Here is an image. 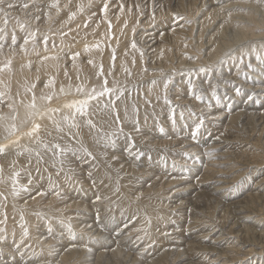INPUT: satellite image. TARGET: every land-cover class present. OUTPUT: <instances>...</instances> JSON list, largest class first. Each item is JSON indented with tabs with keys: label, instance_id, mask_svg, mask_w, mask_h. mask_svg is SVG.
<instances>
[{
	"label": "bare ground",
	"instance_id": "obj_1",
	"mask_svg": "<svg viewBox=\"0 0 264 264\" xmlns=\"http://www.w3.org/2000/svg\"><path fill=\"white\" fill-rule=\"evenodd\" d=\"M6 1L11 2L10 0ZM30 1L31 0L28 2ZM69 1H71V4L69 5L70 7L73 3L72 9L69 10L68 13L65 12V14L59 18V20H65L64 26L60 30H57L58 32L51 30L49 32L40 33L42 34L43 39L49 37L52 41L55 37L66 36L65 38H70L72 50L67 56L58 52L52 44L53 49L42 54L44 57L34 61L35 68H32L31 60L29 58H22L19 63H17L18 61H15V63L7 65V61H9L13 53L19 50V47H16L13 44L10 46L3 45V47L0 48V93H3V95L0 96V144L9 145L8 153L2 155L4 160L0 162V204L3 206L4 211L10 212L13 210L19 203L18 196L21 194L24 195L27 192L30 196L31 193L35 192L34 189L41 184L40 191L36 192L41 199H39V196L25 199L23 200L24 204L17 205L14 210L15 212L12 213L14 216H19L20 220L18 224L26 225L24 228H19V230L22 231L20 234L23 237L25 235L28 236L27 233L30 231L31 238L35 239L36 237L40 239L41 234L38 236L36 235V230L29 229L30 227L32 228L33 222L36 221V216L39 211L43 213V215L49 216V218H58L59 220L61 219V221L63 219L67 220L72 216V227H75L81 232L82 240H88L87 237H89L90 240H92V242L89 240L92 245L100 246L97 261L92 264H99V260L103 257L105 259L112 258L117 260V262L120 261L121 264H153L154 259L152 258L155 255L161 257L160 261L156 264H165V260L168 258V256H166L168 251L169 253L172 252L171 254L173 256V260L170 264H177V261H180L179 264H184L182 263L184 260L188 261L185 264H194L192 257L195 256L196 253H199V255L196 256L197 264H231L234 262H245L247 261L246 257L248 255L253 256L254 253L261 254L264 252V241H247L252 245V248H249L250 245H248L249 249L247 248L246 251H244L246 254H243V256H238L235 252V249H237L235 248L236 246L229 243L230 238L232 240L233 238H236V235H233L236 231L233 230L234 224L237 225V232L241 231L243 226L244 229H247L248 231V224L246 223L248 221L247 219L251 217L253 211H251L246 205H243L241 200L233 202V200L242 193H238L237 188L234 189L235 187L233 183L235 182L236 177H229V173H226L227 171L225 168H234L237 166V163L233 164L232 167H224L226 163L231 161V158L220 152L223 147L229 145L233 140L227 137L224 138L221 131L217 130L219 125L215 124V128H213L216 130L215 134H213V136L209 135L208 138H212L206 143H203V140L199 141V138L196 135L187 138L186 140H182L179 135H184L185 131H181L182 129L177 128V126L171 125L172 127H166L169 123L164 125L166 129L163 132L161 130L158 131V128L154 127L151 123L156 114V108L151 105L153 103L150 104L148 100H143L144 95L133 98L134 91L131 90L134 88L125 92L117 101H115L114 105H110L107 108L104 107L109 100V97L107 96L101 98L99 104H97L96 101H92L87 110L86 116H81L75 112L74 108H68L65 106L72 104L74 101L84 99V93L90 91L92 88L99 90L105 79L108 81V87L115 88L116 86H123L125 89L132 85L131 81L137 80L141 77L150 76L152 74L160 76L163 72L171 68L175 71L180 68V66L189 68L196 66L200 62H214L224 54L228 45L231 44L223 37L222 30L224 27L233 26L236 33H238L242 39L249 37L258 39L259 37H264V33H257L253 27L261 28V26H264V21L256 22L252 15L247 16L245 14V17L251 21H237L236 17H242L241 11H237L236 15L232 14L235 12L232 11L231 18H229V11H222L219 9L228 7L229 2L218 6L216 3L218 0H189L188 4L183 0H176L175 7L169 8L170 10L167 11L160 9L155 12L151 7L150 13L146 15L148 21L146 23H143L138 20V18H134L130 15V13L124 9L122 0H116L117 3H120L119 10L109 13V7L115 3L108 4V0H106L103 3L100 12L96 14L93 13V15H89V12H92V10H89L88 7L95 4L94 0ZM113 1L115 2V0ZM55 2L56 0H44L42 1V4L44 5L41 7L36 5L31 9L32 6L29 7L27 5V7H24L23 9H28L30 13H33V11L36 10H41L38 18L42 19L40 25L44 29L50 26L53 20L54 14L51 13L53 6L51 5ZM214 4L217 6H213ZM81 5H83V11L80 10ZM105 5H107V12L104 11ZM204 6L208 7L209 10L206 14V18L212 15L213 22L216 21V19H220L217 23L222 21V24L215 30V33L218 34L219 37L215 40L213 35L209 38V45H206L212 46L210 52L207 53V60H202L201 56L202 51H200V48L204 45V42L201 39V31L197 32V34L194 32L195 28L197 29L198 26L200 30L202 29L205 24L203 22L205 18L194 19L191 22L188 20L194 17L197 13L199 14ZM73 12L75 15L80 14L81 17H91V20H89L90 22L93 21L94 24L92 25L98 28L97 31L95 28L91 31L87 30L89 32L88 38L79 39L77 36L74 37L76 33L77 35L80 34L79 31H76L77 24L69 25L67 23H76L73 20L74 16L71 15ZM170 14H173L174 16L167 22L166 18L170 16ZM31 16H29L28 22L32 21ZM157 18H163V20L160 24L153 26L152 24L156 22ZM245 23L248 24L246 25ZM141 25L145 28L140 34H138V36H136V40L134 41L132 37H135V32ZM57 26L58 25H56V27ZM113 34H115L114 39H112ZM194 36L198 39V42L196 41L197 43L192 41ZM133 42H135V48L132 47ZM27 44L23 42L24 49ZM97 44L100 45L99 48L94 47ZM236 44L239 43L237 42ZM232 45L233 44H231V46ZM24 49L21 51H24ZM113 50H115L114 66L112 59ZM74 53H79V56L75 59H73ZM193 53H196L197 56L190 61L189 57ZM101 65L103 66L102 75L100 72ZM199 67L201 66H198V68ZM147 68L157 70L152 73L150 72L151 70L148 72L144 70ZM125 69L128 71H125ZM40 77L42 80L38 83L37 80L40 79ZM49 80H53L54 83L46 87L45 85L48 84ZM185 80H188V78ZM166 82L167 80H165V83ZM170 82L171 80H168V83ZM182 84H178L179 90ZM80 87H82L84 91H77V88ZM251 87L252 93L250 95L255 96L254 99L256 101L259 100V98H264V94H262L264 91V84L260 83L259 85L250 86L249 88ZM232 94L234 95V93ZM48 96H51L50 100L47 99ZM247 96L249 97V94H247ZM143 101L146 105H142ZM131 103H136L138 106V108L134 110L135 113H132ZM160 103L163 105L162 102ZM249 103L250 100L247 104ZM207 105L211 107V104L207 103ZM249 106L250 105H248V107ZM252 106H255V102ZM219 108L220 107L217 105L213 109ZM251 108L252 107H250V109ZM224 109H227V107ZM235 109L240 110L235 114H232L229 109L216 110L213 115L211 112L204 115L203 113L200 114H202L203 117L206 115V117L208 116L209 118L210 116L217 118L224 116L223 118L225 119V117L229 116V122L226 124L227 126L224 130L228 134V137H231L230 135H233L237 131V124L234 122L242 116H244V120L247 118V122L250 121V119L257 118V121L259 119V121L262 122L261 129L264 128V112L262 115H258L259 117H254L255 112L242 111V109L240 107L237 108V106H235ZM243 112H247V114L244 115L242 114ZM116 113H119V116L124 118V120H137L138 117H141L143 119L142 126L149 127V130H141L137 128L141 127V125H137V127L134 125V128H130L132 131H127L130 135L123 133L119 130L117 125L118 120L116 118ZM88 120H91L95 127L90 126L87 123ZM209 120L213 121L212 119ZM73 123L77 126L72 127ZM163 123L166 122L164 121ZM35 124H40L41 127L38 132L33 133L32 128ZM159 125H162V123ZM13 126L15 130L9 134V129ZM164 126H162V128ZM229 129H231L233 133L228 132ZM113 133H115L114 136ZM132 133L134 136L131 135ZM186 136L187 135H185V137ZM109 138L114 140L115 143H110ZM260 139L257 138L256 141L259 142ZM127 140L135 143V146ZM12 141L18 142L11 143ZM125 141L130 147L125 144ZM263 142L264 141H262V143ZM254 143L255 142H252V145H254ZM56 144H59L61 148L66 150L61 153L60 149L53 147ZM45 145H47V147H45ZM261 145L264 147V143ZM85 149L87 152L84 151ZM176 151H180V153L185 156H190L189 158L192 159L195 156L206 159L203 174L195 179L194 182L195 184H207L213 182V184L208 185V188L213 192V195H216L215 198H219L222 204L230 201L226 204V208L228 209V212H231V216L229 217V219H232L230 222L231 226L229 225V222L227 224L226 221L225 227L220 226L217 223H212V225L210 224L211 227L205 228L206 223H210L212 220H209L210 222H208L204 217H190L191 213L194 211L196 214L201 213V211L193 210L194 208L191 207H189L185 213L181 211L179 213L175 212L176 214H174L173 211L176 208L175 203H177V201L171 199L174 205L169 206V209L171 207L173 208H171L169 212L173 213L171 214V217L174 223L176 221L177 225L175 224L172 228L163 231L168 233V236L159 239L156 236L151 235L153 232L158 231L156 227L143 226L145 229H138L142 226H138V224L132 225L126 220L125 224L120 223L121 226L118 228L116 227L113 231L108 229L107 234H109L110 237V240L108 241L109 238L102 236L99 228H96L99 225L98 218H103L105 216L95 213L94 209L91 207H95L96 203L103 197V194L109 202L116 199L118 195L117 191L122 185V182L125 181L127 184L129 183L126 179L121 180L123 178V172L126 175L133 174L131 164H134L133 159L134 161L139 162V158L137 157L139 156V153H143V157L140 158L138 164L141 167H137L136 171L139 172L140 170L145 172V174L153 172L156 175V179L159 181V186L176 180L188 181V178H186V175L184 174V170L194 173L191 169L184 167H181L178 170L170 169L174 170V172L180 171V173H175V175H180L176 178L170 177V175L167 174L168 171L164 164L169 165V163H172L170 155ZM88 152L91 153V156L87 155ZM210 153L211 155H209ZM174 156L175 158L177 157L176 155H173V157ZM7 157H10L11 160ZM177 158H179L177 160L179 164L178 166H182V164H180L182 159L180 157ZM192 159L191 161L185 162L191 164L194 162ZM242 164H244L247 169L249 168L247 163ZM13 167L15 168L16 173L12 172ZM93 168L95 169L93 170ZM191 168L195 169L197 167L193 165ZM115 174L122 175L121 179L117 178L120 182L112 179L111 176H114ZM36 177L38 178L37 182L33 180ZM74 177L82 179L83 181L86 180L87 182L85 185L88 187H81L82 190H84L81 191V195L66 190L67 188L64 183L67 180L70 184ZM101 177L107 184L103 194L98 181ZM60 180H64V182L61 183ZM255 183L257 186H260V188L259 190H256L255 187L256 192L253 191L254 193L252 196L261 193L264 188V178H260ZM195 184H193V186H195ZM256 185L254 184V186ZM72 189H74L73 186ZM16 192L19 194H14ZM260 195L264 197V192ZM98 197L99 199H97ZM58 198H65L67 201L60 203L57 201ZM86 199H89L88 201L91 202V205L89 204L88 206H91L90 208L85 205L88 204ZM30 204H37V206L29 207L28 205ZM79 206L83 207L81 208ZM235 206L237 208H235ZM79 209L83 212L82 214L81 212H75ZM70 210L75 211L68 212ZM185 214H188V216H184ZM73 215H75V217ZM4 219L7 220V217L3 218V223L0 225V237L2 238H4L3 236L6 232H15L12 228H6L3 230ZM214 222L216 221L214 220ZM58 224L60 225V223ZM71 231L74 233L73 230ZM103 231L105 232V230ZM194 232L196 233L195 235ZM262 235L263 234H261L259 238L263 239L264 236ZM192 237H195L197 240H193ZM234 241L241 242L238 238ZM245 242L246 240H244L243 243ZM42 243L45 248H42L44 252L41 254L42 258L40 261L37 260L39 261L38 264H56V262L50 263V260H52L51 258L55 257L54 249L50 248V245L46 243L45 240H43ZM62 243L64 242L62 241ZM217 243L226 245L220 248V246L216 245ZM56 245L58 246V244ZM0 246H3L0 247L1 250L2 248H6L4 245ZM86 246L88 245H85L84 243L83 248L86 249ZM78 247L79 246H74L73 244L69 245V248L66 249L65 252L62 251L63 253L60 256L59 254L57 255V257H60L59 260H61V262H58L57 264H72V258L77 256L79 252L80 255H82V251L84 250L81 249V247ZM7 249L9 250L8 247ZM12 257L17 258L18 256L13 253H11L9 257L6 255L0 260V264H13L15 260L12 259L13 261H11ZM255 258H257V256H255ZM85 261L86 260H84V262ZM90 261L91 258L88 259L87 264H91ZM252 261H250V263L248 261L245 264H252Z\"/></svg>",
	"mask_w": 264,
	"mask_h": 264
},
{
	"label": "rangeland",
	"instance_id": "obj_2",
	"mask_svg": "<svg viewBox=\"0 0 264 264\" xmlns=\"http://www.w3.org/2000/svg\"><path fill=\"white\" fill-rule=\"evenodd\" d=\"M10 1L11 2L3 0V4L2 5L0 4V7L3 8V11H0V29H3V31H0V44L4 46L13 45L12 38L13 36H15L16 43L14 45L16 47H19V50L12 54L9 61H7V65L11 63H15V61H18L17 63H19L20 59L22 58H29L31 60V67L35 68L34 61L44 57L42 54L53 49L52 44L58 52H61L62 55L67 56V54L72 50V43H71L70 38H65L66 36L55 37V39L52 41L49 37L43 39L42 34L40 33L49 32L51 30L58 32L57 30H60L64 26L65 20L63 19L59 20V18L63 16L65 12L68 13V11L72 9L73 3L71 7L69 6L71 4V1L56 0L55 3H52L51 6H53V9L51 10V13L54 14V16L52 15L53 20L50 26L44 29L40 25V22L42 21V19L38 18V15L40 14L41 10L40 11L36 10V11H33V13H30L28 9H23L25 7L24 5H28L29 7L32 6L31 9H33L36 5L41 7L44 5L42 4V1L44 0H31L30 2H28L29 0H10ZM105 1L106 0H97V3H96V0H94L95 4L88 7L89 10H92V12H89V15H93V13L95 14L99 13ZM183 1L186 4H188L189 0H183ZM122 2L124 5L123 6L124 9H126V11L129 12L130 15H132L134 18H138V20H140L143 23L148 22L146 15L150 13L151 7L156 12V11H159L160 9H164L166 11L170 10L169 8H173L176 5V0H122ZM130 2H131V5H130ZM227 2H229L228 7H223L219 9L222 11L224 10H227L230 12L235 11L234 13H232L234 15L237 14L236 13L237 11H241L242 17L241 18L236 17L237 21L243 20L244 22L245 20H248L245 17V15L247 16L252 15V17L254 18V21L256 22L264 21V0H218L216 3L219 6L222 4H226ZM111 3H115V4L109 7V13L119 10L120 3H117L116 0L115 2L113 0H108V4H111ZM8 5H12V7H8ZM215 5L216 4H214L213 6ZM208 12H209L208 7L204 6L200 10L199 14L197 13L194 17L188 19L191 22L194 19L197 20V19L205 18L203 20L205 24L203 25L202 29L200 30L198 26L197 29L195 28L194 30L196 34L197 32L201 31V35H202L201 39L204 42V45L202 46V48H200V51H202V54H201L202 60L204 59L207 60L208 58L207 53H209L210 49L212 48V46H206V45H209L210 43L208 42L209 38L214 35L213 38L216 40V38L219 37V35L215 33V30L216 28L219 27V25L222 24V21L217 23L218 20L220 19H216V21L213 22L212 15L206 18V14ZM29 16L32 17L31 22H28ZM75 16L73 20L76 23L67 22L69 25L77 24L76 31H79L80 34L77 35L76 33L74 37L77 36L79 39L88 38L89 32L87 30L91 31L92 29L95 28V30L97 31L98 28L92 25L94 24L93 21L90 22L91 17L90 18L81 17L80 14H78L76 17ZM173 16H174L173 14H170V16L166 18L167 22L170 19H172ZM162 20L163 18H157L156 22H154L152 25L155 26L156 24H160ZM248 21H251V20H248ZM245 24L247 25L248 23H245ZM56 25L58 26L56 27ZM240 25H243V24H240ZM144 28L145 27L143 25L137 28V31L135 32V37H132L134 41L136 40V36H138V34H140L144 30ZM261 28L253 27V29L257 33L259 32L264 33V26H261ZM222 31H223V37L227 41H229L231 44H233L232 45L233 47L231 46V44H229L224 54L216 61L214 62L207 61L206 63L200 62L196 66H192L189 68L183 67V66L182 68L180 66V68H178L175 71L173 70V68H171L163 72L160 76L157 74H152L150 76L141 77L137 80L131 81V84H132L130 85L131 87L129 86L124 89L123 86L122 87L116 86L115 88L122 89L123 94L125 92H128V90L130 91V89L134 88L131 90V91H134L133 98H136L140 95L142 96L144 95L143 100H148L150 104L153 103L151 105L154 106V108H156V114L151 123L153 124L154 127L158 128V131L161 130L162 126L169 123V125L166 127L177 126V128L182 129L181 131L183 130L185 131L184 135L183 134L179 135L181 136L182 140H186L187 138H191L192 136L196 135L199 138V141L203 140V143H206L209 139L212 138V137L208 138L209 135L213 136V134H215L216 130L213 128H215V124H217L219 125V128L217 130L221 131L222 135H224V138L227 137L233 140V142H230L229 145L223 147L222 151L220 152L224 153V155L231 158V161L226 163L224 167H229V166L232 167L233 164L237 163V166L234 168H231V169L225 168V170L227 171L226 173H229L228 174L229 177H232V176L233 178L236 177L235 182L233 183L235 187L234 189L237 188V192L242 193L240 196L234 199L233 202H237L238 200H241V203L243 205H246L251 211H253V213H251L252 214L251 217L247 219L248 221L246 224H248L247 225L248 231L247 229H244V226H243L241 228L242 230L237 232V229H238L236 227L237 225L234 224L233 230H236V231L235 233H233V235H236V238H233V240L231 238L229 239L230 241L229 243L232 245H235L236 246L235 248L238 249L237 250L234 248L236 254L238 256H243V254H246L244 251H246V249L248 248V245H250L249 244L250 241H253V242L264 241V238L263 239L259 238L261 234H263L262 236H264V220H263L264 219V197L260 195L262 192H264V188L262 189L261 193H258L256 195L254 194V196H252L253 193L256 192V190H259L260 188V186H257L255 182H257L260 178H264V163H263L264 147L261 145L264 143V142L262 143V141H264V128L261 129L262 122H260L259 119L258 121H257V118L250 119V121L247 122V118L244 120L243 119L244 116H242L237 121L234 122L235 124H237V127H236L237 131L236 132L234 131L235 133L233 135H230L231 137H228L227 136L228 134L224 130H225V127L227 126L226 124L229 122V116L225 117L224 119L223 118L224 116L220 118L210 116L209 118L208 116L206 117V115L203 117V115L207 114L208 112H211V114L213 115L216 110H228V109L232 114H235L238 110H240V109L238 110L235 109V106H237V108L240 107L242 111L255 112L254 117H259L258 115L263 114L264 98H259V100L256 101L254 99L255 96L250 95L252 93V87L251 88L249 87L259 85L260 83L264 84V37L262 36V37H259L258 39L257 38L254 39L252 37L242 39L238 35V33H236V30L234 29L233 26L224 27ZM114 35L115 34L112 35V39H114ZM25 39H28L29 43L26 45V48L24 49L23 42L25 41ZM197 40L198 39L194 36L192 41L196 42ZM247 41L249 44L247 43ZM237 42L239 44H236ZM22 49H24V51H21ZM193 54L190 55L191 57L190 61L197 56L196 53H193ZM198 66H201V67L198 68ZM202 68L206 70L201 71L200 69ZM144 70L148 72L151 69L147 68ZM155 70L157 69H152L150 72L154 73ZM210 73L211 74L213 73V74L211 75ZM186 76L188 80H185L187 79ZM41 80L42 78L40 77V79H38L37 82L39 83ZM165 80H167L166 83H165ZM168 80H171V82L168 83ZM177 83L184 84L180 86V90H179V86ZM165 84H167V89H165L164 87ZM201 84H204V85H201ZM237 88H239V92L236 91ZM232 93H234V95ZM247 94H249V97L251 96V98H249ZM262 94H264V91ZM112 100L117 101L115 94L112 95ZM249 100H250V103L247 104ZM160 102H162L163 105H161ZM254 102H255V106L253 107L252 104ZM207 103L211 104V107L207 105ZM216 104L218 105V107H220L219 109H213L215 106H217ZM142 105H146V103L143 101ZM248 105L250 106L248 107ZM225 107H227V109H224ZM250 107H252L251 108L252 110L250 109ZM131 108H132V113H135L134 110H136L138 106L136 103H131ZM247 112H243L242 114L245 115L247 114ZM173 113H175L174 121H173ZM200 113H203V115ZM209 119H212L213 121ZM132 120H124V118L119 116V120L117 121L119 130L122 128V132L128 135L130 134L127 133V131L128 130L130 131L131 130L130 128H134V125L135 127H137V125H141V127H137L141 130H149V127L142 126L143 119L141 117H138L137 120L135 119H132ZM164 121L166 123H163ZM201 121H203V124L200 127L199 132H195L196 125L200 124ZM161 123L162 125H159ZM162 129L164 131L166 129L165 126ZM228 132L233 133L231 129H229ZM131 135L134 136L133 133ZM185 135L187 136L185 137ZM257 138L259 139L261 138L262 140L260 139V141L257 142L256 141ZM127 141L129 142L130 140H127ZM252 142H255L254 145H252ZM125 144H126V141H125ZM131 144L135 146V143L131 142ZM127 146L130 147L129 145ZM8 151L9 150L7 148L4 153H0L1 154L0 162L4 160V157L2 155L7 154ZM180 151H176L172 155H170V159L172 163H169V165L164 164V166H166L165 168H167V171H168L167 174H169L170 177H174V178L180 176V175L179 176L175 175V173H180V171L174 172V170H170V169L178 170L181 167H184V168L193 170L194 173L187 172L186 170H184V174L186 175V178H188L187 179L188 181L176 180L174 182L172 181L171 183L167 182L166 184L159 186L158 185L159 181L158 179H156V175L153 172L150 174H145V172H142L140 170L139 172L136 171L137 167L138 168L141 167L138 164L140 162V158L143 157V155L137 156L139 158V162L134 161L133 159L134 164H131V169L133 171V174L126 175L123 172V178L121 174H115L114 176H111L112 179H114L117 182H120L119 179L121 178H122L121 180L126 179L129 181L128 184L125 181L122 182V185L117 191L118 195L115 200H112L110 202L107 201L106 197L103 194V191L107 187V184L105 183L102 177L98 179L101 189H102L103 197L96 203L97 206L95 205V207H91V206L90 207L94 209L95 213L102 214L105 216L103 218H98L99 225L96 227L97 229L99 228V231H101L102 236L109 238L108 239L109 241L110 237H109V234H107L108 229L113 231L116 227L118 228L119 226H121L122 223L125 224L126 223L125 221L127 220L132 225L138 224V226H142V227H139L138 229H145L143 226L156 227L158 231L153 232L151 235L156 236L159 239L165 238V236H168L169 234L163 231L167 230L168 228H172V226H174L175 224L177 225L176 221L174 223V221L172 220L171 214L173 213L169 212V210L172 208L171 207L169 209V206L174 205L171 199H174L177 201V203H175L176 208L173 211L174 214L179 213L181 211L185 213V211L189 207H191V208H194L193 210L201 211V213L196 214L194 211L191 213L190 217L192 218L193 217L194 218L204 217V219L208 220V222H210L209 220H212L210 223H206L205 228L211 227L212 223H217L218 225L225 227L226 221H227V224L229 222V225L231 226L230 222L232 219H229V217L231 216V212H228V209L226 208L227 207L226 204H228L230 201H227V203L222 204L219 198H215L216 195H213L212 194L213 192H211V190L208 188V185L213 184V182H209L207 184H195L194 182L195 179L199 178L200 175L203 174L204 172L203 168H204V165H206V159L202 157H198V156H195L192 159V158H189L190 156H185L184 154L180 153ZM173 155H176L177 157H180L182 159V162L180 163L182 164V166H178L179 164L177 160L179 158L177 157L175 158V156L173 157ZM7 158L11 160L10 157H7ZM191 159L194 161L193 163L188 164L189 162H185V161H191ZM131 162H132V159H131ZM242 163H247V165H249V168L247 169L246 166ZM193 165H195L197 168L192 169L191 167H193ZM165 168H162V169H165ZM94 169L95 168H93V170ZM15 171L16 170L13 167L12 172L16 173ZM74 178L71 180L70 184L66 180V182L64 183L65 187L67 188L66 190L72 191L74 194L78 193L81 195V191H84L82 190L81 187L83 186L84 188L88 187L87 185H85L87 182L85 179H84L85 181H83L82 179H77L76 177ZM37 179L38 178L36 177L33 180L37 182ZM63 182L64 180L61 181V183ZM193 184H195V186H193ZM254 184L256 186H254ZM40 185L41 184H39L38 187L34 189L35 192L31 193L30 196L28 195V192L25 193L24 195L21 194L20 196H18L19 203L17 205L24 204L23 200L25 199H31L35 196H39L36 192L40 191L39 190ZM72 186L74 189H72ZM89 187H90V184H89ZM255 187H256V190H255ZM39 199H41L40 196H39ZM88 200L89 199H86L88 204H85L87 205V207L91 203ZM57 201L60 203H64L67 201V199L58 198ZM28 206L35 207L37 206V204L35 205L30 204ZM15 207L10 212H7V211L5 212L3 206L0 204V225L3 223L2 221L3 218L7 217V220L4 219L3 230H5L6 228H12L15 231V232H6L5 235L3 236L4 238L0 237V240H1L0 245L6 246V248H2V250L0 249V251H2L0 252V260L6 255H8L9 257L11 253H13L16 256H18L17 257L18 259L16 257L11 258V261L15 260L13 264H29V263L38 264V262L42 258L41 254H43L42 252H44L42 248H45V246H43L44 244L42 243V241L45 240L46 243L50 245V248L54 249V253H55V257L51 258L52 260H50V263L56 262L57 264L58 262H61V260H59L60 258L59 256L63 252H65L66 249L69 248V245L73 244L74 246H79L78 248L81 247V249H84L83 248L84 243L85 245H88V246H86V249L82 251V255H80V252H79L77 256L72 258L73 260L72 264H83V263L87 264V261L89 258H91V261H90L91 264L97 261L100 246L92 245L90 243L92 242V240H90L89 237H87L88 240H82L81 234H80L81 232H79L75 227H72L73 225L72 216H70L69 219L67 220L63 219L61 221V219L59 220L58 218H52V217L49 218V216L43 215V213H41L38 210L39 212L37 213L36 221L33 222L32 228L31 227L29 228V229H33L34 231L36 230V235L38 236L40 234L42 235V236L40 235V239L35 237L36 239L35 240L34 238L30 237V231H28L27 233L28 236L25 235L23 237L20 234V232L22 231H20L19 228H24L26 227V225L18 224L20 220L19 216H14V214H12L15 212L14 211ZM235 208L237 207L235 206ZM73 211L75 210H70L68 212H73ZM75 212L79 213L81 211L79 209V210H76ZM82 213L83 212H81V214ZM73 216L75 217V215ZM184 216H188V214H185ZM256 217H259V218H256ZM214 220L216 222H214ZM58 223H60V225ZM54 226H55V229H54ZM39 230L40 231L43 230L44 232L43 231L40 232ZM71 230H73L75 234L72 233ZM103 230H105V232ZM195 234L196 233L194 232V235ZM195 237H192V239L197 240ZM237 238L240 239L241 242H235L234 240H236ZM76 239H78L79 241ZM69 240H71L72 242ZM244 240H246L245 243H243ZM62 241L64 243H62ZM68 243H71V244H68ZM56 244H58V246L59 247L61 246L62 248L61 247L59 248ZM216 245L222 248L226 244L221 245V243H217ZM251 246L252 245H250L249 248H252ZM263 246H264V243H263ZM0 247H3V246H0ZM7 247L9 248V250L7 249ZM171 253H169V251L166 253V256H168V258L165 260L166 262L165 264H170V262L173 260V256ZM58 254L59 256L57 257ZM198 255L199 253H196V255L192 257L194 264H197L196 256ZM253 256L250 255L248 258L246 257L247 261L245 262L241 261V262L245 264L248 261L250 263V261L253 260L251 262L252 264H263L264 263V252H262L261 254L254 253ZM255 256H257V258H255ZM76 257H77V260H76ZM160 258H161L160 256L157 257L155 255L152 258L154 259L153 264H156L157 262H159ZM84 260L86 261L84 262ZM188 260H191V259H188ZM31 261H33L34 263ZM118 262L117 260H114L112 258L105 259L104 257L99 260V264H121L120 261ZM186 262L188 261L187 260L182 261V263L184 264ZM241 262H236V263L234 262L231 264H242ZM176 263L179 264L180 261H177Z\"/></svg>",
	"mask_w": 264,
	"mask_h": 264
},
{
	"label": "snow or ice",
	"instance_id": "obj_3",
	"mask_svg": "<svg viewBox=\"0 0 264 264\" xmlns=\"http://www.w3.org/2000/svg\"><path fill=\"white\" fill-rule=\"evenodd\" d=\"M0 4H3V0H0ZM8 7H12V5H8ZM25 7H27V5H25ZM81 11H83V5H81V8H80ZM0 11H3V8L0 7ZM104 11L107 12V5L104 6ZM72 16H75V13L73 12L71 14ZM228 17L231 18V12L229 11L228 12ZM0 31H3V29H0ZM12 43L15 44L16 43V38L15 36H13L12 38ZM25 44L28 43V40L25 39L24 41ZM3 45L0 44V48H2ZM94 47L96 48H99L100 45L97 44L95 45ZM132 47L135 48L136 45H135V42H133L132 44ZM87 50V49H86ZM142 54V53H141ZM77 56H79V53H74L73 54V59H75ZM191 59V57H189ZM113 66H114V62H115V50H113ZM201 71H205L206 69H200ZM125 71H128L127 69H125ZM100 72H101V75L103 74V66L101 65L100 66ZM54 83L53 80H49L48 81V84H46L45 86L48 87L50 85H52ZM165 89H167V84L164 85ZM77 91H84V89L82 87L80 88H77ZM237 92H239V88L236 89ZM115 94L116 95V99L118 100L122 95H123V90L122 89H117V88H114V87H108V81L107 79L104 80V83L101 85L100 89H96V88H92L90 91H87L84 93L85 95V98L84 99H81V100H77V101H74L72 104H68V105H65L66 107L68 108H74L75 109V112L80 114L81 116H86L87 115V110L91 104L92 101H96L97 104L100 103V100L101 98H104L105 96L109 97V100H108V103L104 105V107H109L110 105H114L115 104V101L111 99V96ZM3 93H0V96H2ZM251 98V96L249 97ZM47 99H51V96H48ZM55 111V110H53ZM116 118L117 120H119V113H116ZM175 119V113H173V121ZM87 123L92 126V127H95V125L92 124V121L91 120H88ZM203 124V121H201L200 124L196 125V128H195V132H199V129L200 127L202 126ZM58 126V125H57ZM77 125H75V123L72 124V127H76ZM40 124H35L32 128V132L35 133V132H38L39 129H40ZM15 130L14 126L9 129V134H11L13 131ZM122 131V128L120 129ZM161 131H163V129H161ZM115 135V133H113V136ZM18 141H12L11 143H17ZM109 142L110 143H115L114 140H112L111 138H109ZM134 146V145H133ZM9 147L8 144H0V153H4L5 150ZM45 147H47V145H45ZM54 148H57V149H60V152L63 153L66 149L64 148H61L59 144H56L53 146ZM84 151L87 152V150L85 149ZM87 155L91 156V153L88 152ZM139 155H143V153H139ZM211 155V153L209 154ZM94 159V157H93ZM18 175V173H17ZM16 195H18L19 193L16 192L14 193ZM99 199V197L97 198Z\"/></svg>",
	"mask_w": 264,
	"mask_h": 264
}]
</instances>
